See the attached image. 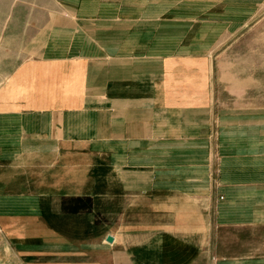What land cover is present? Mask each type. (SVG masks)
Returning <instances> with one entry per match:
<instances>
[{
  "label": "crops",
  "instance_id": "1",
  "mask_svg": "<svg viewBox=\"0 0 264 264\" xmlns=\"http://www.w3.org/2000/svg\"><path fill=\"white\" fill-rule=\"evenodd\" d=\"M243 10L0 0V264H264V97L225 62Z\"/></svg>",
  "mask_w": 264,
  "mask_h": 264
},
{
  "label": "rangeland",
  "instance_id": "2",
  "mask_svg": "<svg viewBox=\"0 0 264 264\" xmlns=\"http://www.w3.org/2000/svg\"><path fill=\"white\" fill-rule=\"evenodd\" d=\"M241 1L244 14L253 13L250 17L253 21L229 42L225 62L231 66L232 72L241 73L242 79L254 81L255 86L258 84L259 95L264 97V0ZM250 5H253L251 9ZM4 44L9 45L10 42ZM9 60L8 56H0V66L7 65Z\"/></svg>",
  "mask_w": 264,
  "mask_h": 264
},
{
  "label": "water",
  "instance_id": "3",
  "mask_svg": "<svg viewBox=\"0 0 264 264\" xmlns=\"http://www.w3.org/2000/svg\"><path fill=\"white\" fill-rule=\"evenodd\" d=\"M107 240H108V242H112V241H113V238H112L111 236H109V237L107 238Z\"/></svg>",
  "mask_w": 264,
  "mask_h": 264
}]
</instances>
